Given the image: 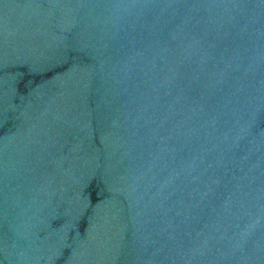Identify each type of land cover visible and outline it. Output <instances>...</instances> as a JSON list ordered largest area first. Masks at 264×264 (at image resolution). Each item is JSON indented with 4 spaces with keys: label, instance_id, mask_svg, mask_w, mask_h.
Masks as SVG:
<instances>
[{
    "label": "water",
    "instance_id": "water-1",
    "mask_svg": "<svg viewBox=\"0 0 264 264\" xmlns=\"http://www.w3.org/2000/svg\"><path fill=\"white\" fill-rule=\"evenodd\" d=\"M0 264H264V0H0Z\"/></svg>",
    "mask_w": 264,
    "mask_h": 264
}]
</instances>
